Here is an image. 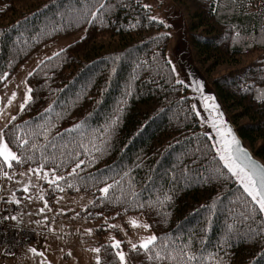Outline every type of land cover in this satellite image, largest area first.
<instances>
[{
    "label": "trees",
    "instance_id": "trees-1",
    "mask_svg": "<svg viewBox=\"0 0 264 264\" xmlns=\"http://www.w3.org/2000/svg\"><path fill=\"white\" fill-rule=\"evenodd\" d=\"M172 2L193 61L264 163V0ZM153 18L141 0L0 6V89L41 46L82 33L27 76L31 99L3 128L22 161L9 169H55L65 190L49 185L48 196L93 197L83 220L142 215L165 258L130 248L127 264H264V213L219 157L167 57V26ZM110 245L98 242L99 264H120Z\"/></svg>",
    "mask_w": 264,
    "mask_h": 264
},
{
    "label": "rangeland",
    "instance_id": "rangeland-1",
    "mask_svg": "<svg viewBox=\"0 0 264 264\" xmlns=\"http://www.w3.org/2000/svg\"><path fill=\"white\" fill-rule=\"evenodd\" d=\"M141 1L150 9L151 16L162 20L167 26L168 33L171 36L167 57L177 79L187 85L192 97L197 102L182 65L183 59L192 60L199 70V75L205 80L208 89H212L188 50L184 13L172 0ZM6 2L7 0H0V6ZM81 35L82 33H78L66 38L55 39L41 46L19 66L15 74L0 89V110H2L0 111V129H3L12 120V117L20 111V105L24 103L26 96L29 95L26 83L29 73L42 61L77 41ZM13 94H15L14 98ZM201 115L204 126L209 133L207 122L202 113ZM3 171L8 172L12 179H7L1 174L0 197L9 202L13 199L14 194L15 199L20 200L19 204L13 203L20 208V211L15 215L17 220H12V223L38 230L42 235L38 237L36 242L32 243L26 250L20 251L15 257L0 253V264H97L98 253L91 251V249L98 248V242L100 241L112 244L114 240L121 241V248L118 251L122 250L126 254L127 264V250L131 248V244L128 242L138 244L141 238L153 235L149 228H133L129 223L130 218H133L142 224H147L142 215L132 214L109 223L105 220H83L78 217V212L84 210L91 202L93 198L91 195L85 193H59L48 196L47 188L49 184L47 181L38 178L29 169L15 171L6 167ZM45 172L49 173L48 179H51L53 174L49 171ZM26 184L29 186L28 192L23 191ZM40 195H43L44 200H47L51 211L39 212V209L44 207V201L38 199ZM29 196L31 199L28 198ZM61 197L63 199H60ZM45 217L48 218L46 221ZM37 221H44V223H36ZM101 225L104 227V231L99 235L97 229ZM108 225H116L117 227L109 228ZM60 228L63 229V234L59 233ZM89 229H91L90 234ZM30 248L42 252L43 256L33 254L29 251ZM69 253L71 254L69 255Z\"/></svg>",
    "mask_w": 264,
    "mask_h": 264
},
{
    "label": "snow or ice",
    "instance_id": "snow-or-ice-1",
    "mask_svg": "<svg viewBox=\"0 0 264 264\" xmlns=\"http://www.w3.org/2000/svg\"><path fill=\"white\" fill-rule=\"evenodd\" d=\"M147 7V6H146ZM155 19V18H153ZM31 75V73H29ZM2 78V77H0ZM182 83V82H181ZM28 93H31V89H28ZM15 94H13L14 98ZM31 96L27 95L25 98V101L23 104L20 105L21 111L24 110L25 106L30 101ZM211 97H205V106L210 108L213 111H216V106L214 105H208L207 101L211 100ZM11 103V101H9ZM2 111V110H0ZM222 117V113H217V115L214 117V119L211 121L212 127L216 129L217 134L221 137L220 143V158L224 162L225 167L228 168L230 172H232L233 175H235L244 186L245 191L252 197L253 201L256 202V204L259 206V211L264 213V167L259 166L252 162L251 158L248 156V154L245 151L241 150L240 142L236 139V137L232 134V130L230 128H226V126L221 122L218 123L217 121L219 118ZM14 120L15 117H12ZM7 127V125H5ZM79 127V126H77ZM226 128V130H225ZM24 144L27 143V141H23ZM239 154V155H237ZM13 162L20 163L21 158L17 155V153L13 152L12 149L9 147V143L5 141L4 139V131L3 129H0V174H2L7 179H12L11 176H9L8 172L3 171L4 167L12 168ZM84 161H80L76 164V166L72 169V171L69 173L70 176L77 173V169L80 168L81 164H83ZM31 173H33L35 176H37L40 179H44L47 181L49 185L55 186L56 189L63 192L65 189L63 187H60L58 181L65 180L66 178L63 176L55 175V169L52 170L53 175L51 179H48L49 173L43 171V166L36 169H29ZM41 173H43L41 175ZM22 175H24L22 173ZM258 177V179H257ZM68 188H73L74 185L71 183L67 184ZM114 187V185H107L106 187L102 188L100 191L101 193L107 197V194L109 190ZM24 192L29 191V186L26 184L23 188ZM31 199V197H28ZM0 199H3V197H0ZM38 199L44 201V207L39 209L40 213H44L46 210L51 211V209L48 206L47 200H44L43 195H40ZM60 199H63L62 197ZM165 199H171V197H165ZM10 203L19 204L20 200L15 199L13 194V199L9 201ZM59 202V201H57ZM92 203V202H90ZM140 207H143V205H140ZM0 219H4L3 217H0ZM12 220L16 221L17 217L12 216ZM48 218L45 217V221ZM36 223H44V221H37ZM129 223L133 228H144L147 229L150 227L148 224H142L138 220L130 218ZM109 228H115L116 225H108ZM89 234L91 233V229L88 230ZM159 238L153 234L148 237L141 238L140 242L132 243L129 241L128 243L131 244V250L135 252L143 251L147 258L149 260H160L165 257L161 255L160 252L156 251L154 252V249L156 247V241ZM113 249H120L121 248V241L114 240V242L110 245ZM30 252H32L35 255L43 256L42 252H38L35 248H30ZM91 251L99 253V248L91 249ZM154 252V255H148L149 253ZM71 253H69L70 255ZM116 257L118 258L120 264H126V254L122 251H116L115 252ZM194 257H189V259H193ZM100 258L97 257V264H99Z\"/></svg>",
    "mask_w": 264,
    "mask_h": 264
},
{
    "label": "water",
    "instance_id": "water-1",
    "mask_svg": "<svg viewBox=\"0 0 264 264\" xmlns=\"http://www.w3.org/2000/svg\"><path fill=\"white\" fill-rule=\"evenodd\" d=\"M182 65L184 66L186 75L188 77L189 83L194 91V97L197 100V105L199 106L200 112L203 114L204 119L207 122L209 135L212 137L216 151L220 157V143L221 137L217 134V131L215 128L212 127L211 121L214 119V117L217 115V113H222V117L219 118L217 121L218 123H223L226 128H230L232 130V134L236 137V139L240 142V147L242 151H245L248 156L251 158L252 162L255 164L264 167V163L256 157L252 151L245 145L241 137L239 136L234 124L227 116L225 110L222 107V104L220 103L216 93L210 89H208L207 84L205 80L199 75V70L197 67L193 64L191 59H183ZM205 97H211V100L207 101L208 105H214L216 106V111L211 110L210 108L205 106ZM225 128V130H226ZM239 155V154H237ZM258 179V177H257ZM239 180V179H238ZM239 182H241L239 180ZM242 184V183H241Z\"/></svg>",
    "mask_w": 264,
    "mask_h": 264
},
{
    "label": "built area",
    "instance_id": "built-area-1",
    "mask_svg": "<svg viewBox=\"0 0 264 264\" xmlns=\"http://www.w3.org/2000/svg\"><path fill=\"white\" fill-rule=\"evenodd\" d=\"M1 195V193H0ZM20 208L13 203L0 199V253L6 256H16L20 251L26 250L36 242L42 233L38 230L12 223V216L19 213ZM60 228L59 233L63 234Z\"/></svg>",
    "mask_w": 264,
    "mask_h": 264
},
{
    "label": "crops",
    "instance_id": "crops-1",
    "mask_svg": "<svg viewBox=\"0 0 264 264\" xmlns=\"http://www.w3.org/2000/svg\"><path fill=\"white\" fill-rule=\"evenodd\" d=\"M17 255H18V254H17ZM17 255H16V256H17ZM13 257H15V256H13Z\"/></svg>",
    "mask_w": 264,
    "mask_h": 264
}]
</instances>
